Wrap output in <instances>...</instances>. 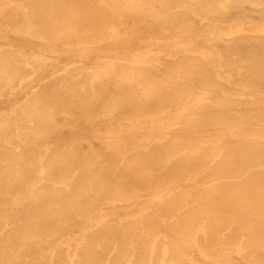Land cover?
I'll list each match as a JSON object with an SVG mask.
<instances>
[{"label":"bare ground","instance_id":"obj_1","mask_svg":"<svg viewBox=\"0 0 264 264\" xmlns=\"http://www.w3.org/2000/svg\"><path fill=\"white\" fill-rule=\"evenodd\" d=\"M259 9L0 0V264H264Z\"/></svg>","mask_w":264,"mask_h":264},{"label":"rangeland","instance_id":"obj_2","mask_svg":"<svg viewBox=\"0 0 264 264\" xmlns=\"http://www.w3.org/2000/svg\"><path fill=\"white\" fill-rule=\"evenodd\" d=\"M250 9L252 10V8L235 7V8L230 9L228 11V14H224V15L221 14L220 16L221 17L224 16V17H228V18L234 17L235 19L241 18L242 16H245L246 14H248ZM253 15L256 17H259V18H264V9H259L257 11H254ZM135 20H136L139 27L144 23L145 27L148 28V25L146 26V24H148L149 23L148 21H150L151 19H150V17L149 18L147 17V21L143 22L142 16L139 15L135 18ZM141 30H142V28H141ZM5 41H13V42L17 43L18 45H22L26 40L22 36L7 33V32L0 29V44L5 42ZM36 44L40 45V42L36 41ZM43 47L45 49L49 50V47H47L46 45H44ZM60 56H61L62 60L66 61V60H69L71 54L61 53ZM4 107H5V104L0 102V110L3 109Z\"/></svg>","mask_w":264,"mask_h":264}]
</instances>
